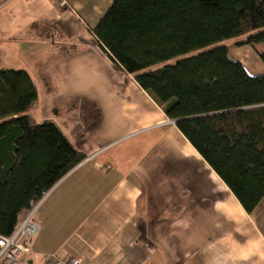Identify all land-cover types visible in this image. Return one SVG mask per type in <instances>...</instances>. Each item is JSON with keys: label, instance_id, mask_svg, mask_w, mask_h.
Wrapping results in <instances>:
<instances>
[{"label": "crops", "instance_id": "1", "mask_svg": "<svg viewBox=\"0 0 264 264\" xmlns=\"http://www.w3.org/2000/svg\"><path fill=\"white\" fill-rule=\"evenodd\" d=\"M60 1L0 0V69L26 70L31 117L87 156L38 205L24 263L264 264V200L248 214L99 44L93 30L113 0ZM262 46L232 54L255 62Z\"/></svg>", "mask_w": 264, "mask_h": 264}, {"label": "trees", "instance_id": "2", "mask_svg": "<svg viewBox=\"0 0 264 264\" xmlns=\"http://www.w3.org/2000/svg\"><path fill=\"white\" fill-rule=\"evenodd\" d=\"M93 33L253 213L264 200V74L226 43L264 44V0H113ZM37 100L26 70L0 69V237L87 159L54 122H35Z\"/></svg>", "mask_w": 264, "mask_h": 264}, {"label": "built area", "instance_id": "3", "mask_svg": "<svg viewBox=\"0 0 264 264\" xmlns=\"http://www.w3.org/2000/svg\"><path fill=\"white\" fill-rule=\"evenodd\" d=\"M60 6H66V2L61 0ZM38 205L23 215L16 230L11 236L0 237L1 264H25L23 257L30 253L27 241L38 236L41 231L40 224L34 219ZM54 259V264H84L83 261L78 258H59L55 256Z\"/></svg>", "mask_w": 264, "mask_h": 264}, {"label": "rangeland", "instance_id": "4", "mask_svg": "<svg viewBox=\"0 0 264 264\" xmlns=\"http://www.w3.org/2000/svg\"><path fill=\"white\" fill-rule=\"evenodd\" d=\"M245 39H246V37H242V38L237 39V40H245ZM234 43H235V41H230V42H227L226 44L231 46L233 49H235L236 47L233 46ZM262 47L264 48V46H262ZM240 50L239 51L237 50V51L240 52ZM232 53H233V51H232ZM240 55H241V57H244L246 54H243L242 52H240ZM245 59L247 61V62H245V64H243L239 59H237V60L245 67V69L249 72V74H251L252 76L263 75V74H259V73H261L260 71L264 67L261 59H256L257 61H255V62H254V60H251L248 57H246Z\"/></svg>", "mask_w": 264, "mask_h": 264}, {"label": "water", "instance_id": "5", "mask_svg": "<svg viewBox=\"0 0 264 264\" xmlns=\"http://www.w3.org/2000/svg\"><path fill=\"white\" fill-rule=\"evenodd\" d=\"M172 122H173V124H176V123H177V121H172ZM48 194H49V193H48ZM48 194H47V195H48Z\"/></svg>", "mask_w": 264, "mask_h": 264}]
</instances>
